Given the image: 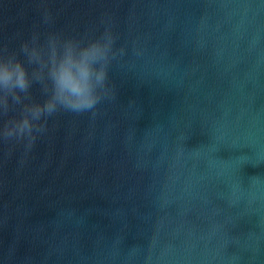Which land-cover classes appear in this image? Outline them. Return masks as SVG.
Wrapping results in <instances>:
<instances>
[{"label":"water","instance_id":"water-1","mask_svg":"<svg viewBox=\"0 0 264 264\" xmlns=\"http://www.w3.org/2000/svg\"><path fill=\"white\" fill-rule=\"evenodd\" d=\"M45 10L111 92L0 142V264H264V0H0V45Z\"/></svg>","mask_w":264,"mask_h":264},{"label":"clouds","instance_id":"clouds-1","mask_svg":"<svg viewBox=\"0 0 264 264\" xmlns=\"http://www.w3.org/2000/svg\"><path fill=\"white\" fill-rule=\"evenodd\" d=\"M41 20L45 29L33 30L17 49L0 45V142L22 143L26 152L49 119L95 112L111 92L109 65L117 56L110 26L77 36L47 27V10Z\"/></svg>","mask_w":264,"mask_h":264}]
</instances>
